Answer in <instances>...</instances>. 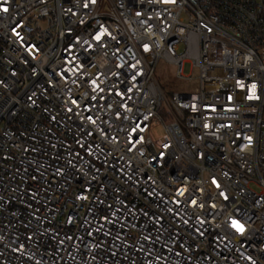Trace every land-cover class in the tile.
Listing matches in <instances>:
<instances>
[{"label":"built area","instance_id":"1","mask_svg":"<svg viewBox=\"0 0 264 264\" xmlns=\"http://www.w3.org/2000/svg\"><path fill=\"white\" fill-rule=\"evenodd\" d=\"M0 264H264V0H0Z\"/></svg>","mask_w":264,"mask_h":264},{"label":"rangeland","instance_id":"2","mask_svg":"<svg viewBox=\"0 0 264 264\" xmlns=\"http://www.w3.org/2000/svg\"><path fill=\"white\" fill-rule=\"evenodd\" d=\"M178 51L180 53L183 51L182 45L179 46ZM183 72L186 77H179L177 66L164 57L160 58L155 65V76L168 94L191 92L198 86L197 69H192L191 64L187 62L184 65ZM150 132L154 139L162 140L165 136L164 125L161 123L153 124Z\"/></svg>","mask_w":264,"mask_h":264},{"label":"snow or ice","instance_id":"3","mask_svg":"<svg viewBox=\"0 0 264 264\" xmlns=\"http://www.w3.org/2000/svg\"><path fill=\"white\" fill-rule=\"evenodd\" d=\"M4 11H7V8H5ZM241 230H242V229H241Z\"/></svg>","mask_w":264,"mask_h":264}]
</instances>
